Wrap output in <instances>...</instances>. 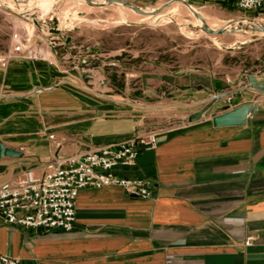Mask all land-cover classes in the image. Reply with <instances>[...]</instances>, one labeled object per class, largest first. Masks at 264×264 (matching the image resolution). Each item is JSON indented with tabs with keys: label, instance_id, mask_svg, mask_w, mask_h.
Returning a JSON list of instances; mask_svg holds the SVG:
<instances>
[{
	"label": "crops",
	"instance_id": "obj_1",
	"mask_svg": "<svg viewBox=\"0 0 264 264\" xmlns=\"http://www.w3.org/2000/svg\"><path fill=\"white\" fill-rule=\"evenodd\" d=\"M62 73L40 60L0 66V144L15 151L0 155V184L26 170L42 175L51 160L132 139L155 125L149 118L178 124L155 127L158 146L117 170L150 181L152 198L83 189L73 231L0 226L1 254L21 264H264L263 92L241 75L159 70L140 74L134 91L141 97L131 101ZM255 75L264 83V71ZM151 95L159 100L143 110L142 96ZM244 104L257 105L245 125L213 126V116Z\"/></svg>",
	"mask_w": 264,
	"mask_h": 264
},
{
	"label": "rangeland",
	"instance_id": "obj_2",
	"mask_svg": "<svg viewBox=\"0 0 264 264\" xmlns=\"http://www.w3.org/2000/svg\"><path fill=\"white\" fill-rule=\"evenodd\" d=\"M21 1L27 2L25 13L0 1V55L8 54L17 44H21L27 52L31 51V55L38 58L18 59L44 61L55 71L72 75L78 84L98 93L132 101L134 94H138L134 89L140 86V76L159 70L166 73L195 71L212 77L229 75L235 78L241 75L245 83L247 76H256L255 73L264 71V35L257 33L249 24L244 28L231 26L226 30L215 31L205 26L202 33L201 26L193 22L189 13L177 9L169 10V14L156 22L128 25L125 24L127 22L114 24L115 14L110 8L88 12L67 10L66 14L59 15L55 14L57 10L54 8L59 0ZM117 1L137 6L146 11L145 15L149 17L156 16L158 12L148 11L147 8L163 6L162 9L166 10L175 1H180L188 8L207 9L224 21H264V10L242 11L229 0ZM30 4L36 7L37 14L31 13ZM39 4L43 5L39 8ZM44 14L66 16L67 20L59 27L57 17L49 21L46 17L38 19ZM80 16L85 20L74 26H66ZM141 99L143 110L145 105L151 106L159 100L153 95L142 96ZM145 114H148L147 111ZM174 120L166 116L160 120L149 118L147 122L155 125L151 124L142 131L155 127L158 130L171 128L178 124Z\"/></svg>",
	"mask_w": 264,
	"mask_h": 264
},
{
	"label": "built area",
	"instance_id": "obj_3",
	"mask_svg": "<svg viewBox=\"0 0 264 264\" xmlns=\"http://www.w3.org/2000/svg\"><path fill=\"white\" fill-rule=\"evenodd\" d=\"M191 1V0H185ZM242 11L264 10V0H229ZM38 58L17 44L6 55H0V66L13 59ZM5 96L0 92L1 100ZM232 97L227 98L231 105ZM251 113L248 115V117ZM53 138V135H50ZM158 146L156 130L141 131L132 139L103 146L83 156H69L49 161L42 175L26 170L14 179L0 184V226L23 227L42 231L71 232L76 226V200L83 189L114 187L130 196L152 198L151 182L143 178H125L118 169L135 165L141 149ZM254 235L245 239L252 246ZM0 264H21L19 258L0 253Z\"/></svg>",
	"mask_w": 264,
	"mask_h": 264
},
{
	"label": "bare ground",
	"instance_id": "obj_4",
	"mask_svg": "<svg viewBox=\"0 0 264 264\" xmlns=\"http://www.w3.org/2000/svg\"><path fill=\"white\" fill-rule=\"evenodd\" d=\"M0 1L5 2L12 9L21 11L22 13L26 12L25 5L27 4V2L24 3L21 0H18L16 2H12V0L11 1L0 0ZM98 1H99V3H97L96 0H59V1H57V3L54 4V8H56V10H57V11H55V14H59V15L60 14H66L69 10H71L73 12L76 9H79L81 12H88V11L96 10V9L110 8L114 11V14H115V17L113 18L114 24L122 23V22H127V23L133 22L136 24H142L145 22H156V20H161V18H163L166 14H169L168 13L169 10L177 9L179 11L182 10L186 13H189L192 17L193 22L195 24H199L201 26V32L202 33H204L203 27H205V26H207L205 28H208L211 30L213 29L214 31L219 30V29L226 30V28H230L231 26L244 28L245 26H247V24H249L254 29L256 26L264 27V21H257V23H234L233 21H224V20H221L218 15L211 13L207 9H201V8H197V7L188 8L184 3L180 2V1H175L166 10L162 9L163 6L159 7V8H155V9L154 8H147L148 11L158 12L156 14V16H153V17H149V16L141 13L140 11L137 10V8L134 5L133 6L125 5V4L117 2L116 0H107V2H106V0H98ZM97 4H100L103 6H98ZM42 5L43 4H41V5L39 4L38 7L40 8ZM9 7L6 6V8H9ZM30 8H31L32 14L38 13L36 10V7L33 4H30ZM30 8L28 7V9H30ZM191 9H192V11H191ZM71 11H69V12H71ZM161 11H163V12H161ZM55 14H53L51 16L50 15L46 16L44 14V15L39 16L38 19L46 17L47 20L49 21L52 18L57 17L59 20V27H60L61 24L66 22L67 17L66 16H56ZM34 16H36V15H34ZM171 18H173V16ZM84 20H85V18L83 16H80L79 18L74 19L72 22L67 23L66 26L67 27L74 26V25L79 24V22L84 21ZM249 21H253V20H249ZM91 24H92V22H91ZM183 26H185V24H183ZM255 31L257 33H259L260 35H264V30L260 31V30L255 29ZM250 34H251V31H250Z\"/></svg>",
	"mask_w": 264,
	"mask_h": 264
},
{
	"label": "water",
	"instance_id": "obj_5",
	"mask_svg": "<svg viewBox=\"0 0 264 264\" xmlns=\"http://www.w3.org/2000/svg\"><path fill=\"white\" fill-rule=\"evenodd\" d=\"M117 1V0H116ZM119 3L133 6L130 3L124 2V1H117ZM138 11L145 14L146 11H143L141 8L135 6ZM128 25H137L133 22L126 23ZM256 30H264V28L260 26L255 27ZM70 41V38H67V42ZM247 81L249 82L251 88L258 90L260 92L264 93V83L260 82L258 78L254 75L247 76ZM211 107V105H207L204 108H202L200 111L192 114L189 117V121L193 122L198 119H200L203 114ZM257 108V105L255 104H244L237 106L235 108L229 109L226 112H223L221 114L215 115L212 117V124L214 127H231V126H243L247 122V117L250 113L254 112ZM15 155L14 150H10L8 148H4L0 144V155Z\"/></svg>",
	"mask_w": 264,
	"mask_h": 264
}]
</instances>
